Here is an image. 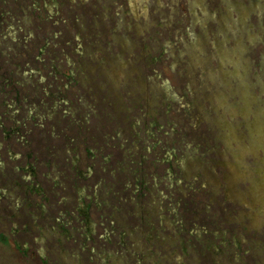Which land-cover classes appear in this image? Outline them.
I'll list each match as a JSON object with an SVG mask.
<instances>
[{"label": "rangeland", "instance_id": "1", "mask_svg": "<svg viewBox=\"0 0 264 264\" xmlns=\"http://www.w3.org/2000/svg\"><path fill=\"white\" fill-rule=\"evenodd\" d=\"M257 132L264 0H0V264H264Z\"/></svg>", "mask_w": 264, "mask_h": 264}, {"label": "trees", "instance_id": "2", "mask_svg": "<svg viewBox=\"0 0 264 264\" xmlns=\"http://www.w3.org/2000/svg\"><path fill=\"white\" fill-rule=\"evenodd\" d=\"M43 50V49H42ZM69 76H73V74L71 73ZM65 87L67 88V86L65 85ZM60 103H67V100L66 99H64V98H62V99H60ZM15 106V105H14ZM57 106H58V104L55 106V108H57ZM17 112H16V110L12 113V114H16ZM65 113H67V111L65 112ZM32 115V112H30V114H29V116H31ZM29 118H31V117H29ZM28 119V118H27ZM14 122H16V120H14ZM16 127H14V129L13 130H11L13 133L14 132H16V133H18L19 134V137H18V139H17V142H28V138H26V140H24L23 138V135H21V132H19L17 129H15ZM81 130L82 129H79V130H76L74 133H78V134H80L81 135ZM83 131V130H82ZM81 136H83V135H81ZM73 140V139H72ZM88 152L90 153V151L88 150ZM60 154L61 153H56V156L55 157H59L60 156ZM90 155V154H89ZM78 161H79V159H78ZM140 164H141V162H140ZM138 180V179H137ZM141 182V181H140ZM143 186H144V184H143ZM144 188V187H143Z\"/></svg>", "mask_w": 264, "mask_h": 264}, {"label": "flooded vegetation", "instance_id": "3", "mask_svg": "<svg viewBox=\"0 0 264 264\" xmlns=\"http://www.w3.org/2000/svg\"><path fill=\"white\" fill-rule=\"evenodd\" d=\"M257 136H258V137H257V139H258L257 141L260 142V144L264 146V143L261 142V141H263V138L260 136V134H259L258 132H257ZM258 142H256V145H258ZM243 146H244V145H243ZM243 146H242V149H243L244 151L242 152V154H245V153H246L245 149H247V150H250V149H251V148H250L251 145H250L249 147H245V146L243 147ZM229 148H231V147H228V149H229ZM259 150H260V149H259ZM255 156H256V155H255ZM257 156H261L260 158H258L257 161H260L262 158H264V157L262 156V154H258ZM32 177H33V175H32Z\"/></svg>", "mask_w": 264, "mask_h": 264}, {"label": "crops", "instance_id": "4", "mask_svg": "<svg viewBox=\"0 0 264 264\" xmlns=\"http://www.w3.org/2000/svg\"><path fill=\"white\" fill-rule=\"evenodd\" d=\"M31 177H32V175H31ZM29 178V177H28Z\"/></svg>", "mask_w": 264, "mask_h": 264}]
</instances>
